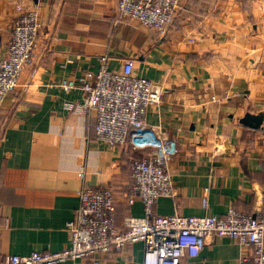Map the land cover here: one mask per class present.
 Segmentation results:
<instances>
[{
  "label": "crops",
  "instance_id": "obj_1",
  "mask_svg": "<svg viewBox=\"0 0 264 264\" xmlns=\"http://www.w3.org/2000/svg\"><path fill=\"white\" fill-rule=\"evenodd\" d=\"M18 1L24 10L36 9L42 28L32 64L0 106V261L69 246L66 223L85 184L114 188L118 224L124 212L143 215L139 200L125 202L133 183L129 158L136 153L129 147L124 159V146L94 138L96 111L64 108L82 101L84 91L56 84L87 72L94 78L102 62L119 69L127 57L135 59L136 74L162 88L146 120L178 149L167 167L174 192L160 196L154 212L264 210V128L239 122L246 111L264 110V0H182L165 38L135 19L115 22L118 0H0V59L7 55ZM253 250L208 235L180 263L253 264ZM142 257L138 242L99 264H142Z\"/></svg>",
  "mask_w": 264,
  "mask_h": 264
},
{
  "label": "built area",
  "instance_id": "obj_2",
  "mask_svg": "<svg viewBox=\"0 0 264 264\" xmlns=\"http://www.w3.org/2000/svg\"><path fill=\"white\" fill-rule=\"evenodd\" d=\"M181 1L118 0L115 22L135 19L165 38L174 25ZM16 7L19 14L12 25L7 55L0 59V106L6 95L17 88L24 69L32 64L42 28L36 9L24 10L19 1ZM135 64L132 57L125 58L119 69H109L102 62L94 78L87 72L62 77L56 84L64 91L76 88L84 91L82 101L66 102L64 108L79 113L94 109V138L111 147L129 145L137 154L129 158L133 183L125 202L131 206L139 200L143 215L124 212L118 224L114 188L82 185L74 217L66 223L69 246L34 250L24 255L8 254L0 264H56L77 260L99 264L109 253L138 242L143 243L142 264H181V256L186 252L197 253L208 235L229 238L243 247L252 246L253 264H264V210L249 214L231 206L222 216L154 212L157 199L174 192L167 167L178 149L172 138L162 137L149 126L148 109L161 102L162 88L136 74ZM84 172L81 166V176ZM201 205L204 208L208 205L207 188Z\"/></svg>",
  "mask_w": 264,
  "mask_h": 264
},
{
  "label": "water",
  "instance_id": "obj_3",
  "mask_svg": "<svg viewBox=\"0 0 264 264\" xmlns=\"http://www.w3.org/2000/svg\"><path fill=\"white\" fill-rule=\"evenodd\" d=\"M239 122L246 127L261 130L264 128V110L257 112L246 111L239 119Z\"/></svg>",
  "mask_w": 264,
  "mask_h": 264
},
{
  "label": "trees",
  "instance_id": "obj_4",
  "mask_svg": "<svg viewBox=\"0 0 264 264\" xmlns=\"http://www.w3.org/2000/svg\"><path fill=\"white\" fill-rule=\"evenodd\" d=\"M129 147H130L129 145L124 146V148H125V150L123 151L124 159L128 158V156H129Z\"/></svg>",
  "mask_w": 264,
  "mask_h": 264
}]
</instances>
